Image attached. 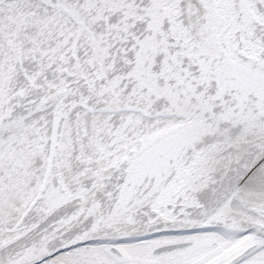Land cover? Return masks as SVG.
<instances>
[{"label": "snow or ice", "instance_id": "snow-or-ice-1", "mask_svg": "<svg viewBox=\"0 0 264 264\" xmlns=\"http://www.w3.org/2000/svg\"><path fill=\"white\" fill-rule=\"evenodd\" d=\"M0 264H264V0H0Z\"/></svg>", "mask_w": 264, "mask_h": 264}]
</instances>
